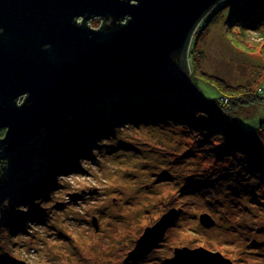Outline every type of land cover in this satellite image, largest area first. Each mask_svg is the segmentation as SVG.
Segmentation results:
<instances>
[{"label": "rangeland", "instance_id": "374dc122", "mask_svg": "<svg viewBox=\"0 0 264 264\" xmlns=\"http://www.w3.org/2000/svg\"><path fill=\"white\" fill-rule=\"evenodd\" d=\"M99 24V19L90 21L93 27ZM200 38L196 46L203 72L233 86L264 88V34H252L241 46L231 40L221 18ZM197 84L206 96H220L205 79ZM235 120L254 132L264 122V104L242 107ZM170 126L121 123L111 140L91 145L93 155L81 157L76 172H56L55 185L39 204L16 198L19 186L45 166L44 159L34 156L22 165L17 154L2 155L1 164L11 166L0 186V222L13 214L21 221L5 240L7 262L167 264L164 259L173 256L176 247L186 246L219 251L234 264H264V193L255 186L243 193L227 182L206 190L198 177L212 164L211 154L188 152V140ZM107 147L115 149L108 152ZM175 208L176 220L159 246L141 261L125 262L145 227ZM203 214L215 225H203Z\"/></svg>", "mask_w": 264, "mask_h": 264}, {"label": "water", "instance_id": "95a60500", "mask_svg": "<svg viewBox=\"0 0 264 264\" xmlns=\"http://www.w3.org/2000/svg\"><path fill=\"white\" fill-rule=\"evenodd\" d=\"M221 1L0 0V152L108 97L189 86L193 36ZM94 19L98 27L90 25ZM176 217L171 209L145 227L124 261L143 260ZM200 221L216 223L209 214ZM164 261L234 264L219 251L186 246Z\"/></svg>", "mask_w": 264, "mask_h": 264}, {"label": "trees", "instance_id": "16d2710c", "mask_svg": "<svg viewBox=\"0 0 264 264\" xmlns=\"http://www.w3.org/2000/svg\"><path fill=\"white\" fill-rule=\"evenodd\" d=\"M221 18L231 40L244 46L252 34H264V0H223L205 16L192 39V80L189 86L160 91L143 98L108 97L85 113L45 127L24 145L11 151H1L0 157L17 154L22 165L34 156H41L46 162L30 184L19 186L16 200L24 199L27 204L38 203L39 199L49 195V189L55 185L56 172H76V164L81 157L93 155L91 145L107 138L106 141L111 140L114 129L121 123L146 122H165L171 125L172 132L176 131V134L188 140V152L211 154L212 164L206 172L199 174V177L195 175L204 180L206 190L216 189L227 182L243 193L251 191V186L264 193V122L249 133L235 120L242 107L264 104L263 84L258 89H253L250 83L228 84L219 76L203 72L197 56L196 45L201 39L200 35ZM200 79L215 85L220 96H206L197 84ZM4 134L5 130L0 129V136ZM107 148L108 152L115 149ZM25 157L27 160L24 162L22 159ZM8 166L11 164L0 165V186L10 173ZM244 182L248 185L244 186ZM14 215L0 222V264H9L5 240L21 224Z\"/></svg>", "mask_w": 264, "mask_h": 264}, {"label": "bare ground", "instance_id": "6f19581e", "mask_svg": "<svg viewBox=\"0 0 264 264\" xmlns=\"http://www.w3.org/2000/svg\"><path fill=\"white\" fill-rule=\"evenodd\" d=\"M80 162H81V160H79V161L77 162L76 166H78ZM63 172H64V171H63ZM61 174L65 175L66 173L64 172V173H61Z\"/></svg>", "mask_w": 264, "mask_h": 264}]
</instances>
